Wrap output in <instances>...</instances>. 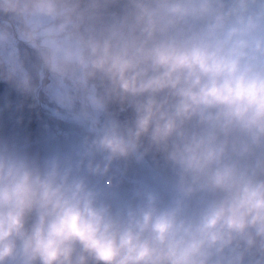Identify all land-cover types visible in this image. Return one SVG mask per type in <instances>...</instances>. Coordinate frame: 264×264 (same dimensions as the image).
Listing matches in <instances>:
<instances>
[{"label":"clouds","instance_id":"clouds-1","mask_svg":"<svg viewBox=\"0 0 264 264\" xmlns=\"http://www.w3.org/2000/svg\"><path fill=\"white\" fill-rule=\"evenodd\" d=\"M0 84L84 133L0 138V264H264V0H0Z\"/></svg>","mask_w":264,"mask_h":264},{"label":"rangeland","instance_id":"rangeland-1","mask_svg":"<svg viewBox=\"0 0 264 264\" xmlns=\"http://www.w3.org/2000/svg\"><path fill=\"white\" fill-rule=\"evenodd\" d=\"M56 87L55 83L49 84V88L52 90H55ZM6 98L11 99L12 106L26 110L28 118L22 126L17 142L27 143L34 152H36L34 149L39 145L43 149L38 151L41 154L52 149L71 153L84 134L80 127L53 115L55 105L49 103L46 99L42 98L41 102L36 104L31 98L24 97L0 84V112L3 111L6 105H9ZM133 175L143 178L149 183H154L159 179L151 158L147 159L143 166L134 168L129 172V177ZM124 183L127 185L122 184V192L131 187L128 180H125Z\"/></svg>","mask_w":264,"mask_h":264},{"label":"trees","instance_id":"trees-1","mask_svg":"<svg viewBox=\"0 0 264 264\" xmlns=\"http://www.w3.org/2000/svg\"><path fill=\"white\" fill-rule=\"evenodd\" d=\"M6 100H8L9 105H6L3 111L0 112V138H8L17 141L21 134L22 126L25 121H27V112L23 110V108L12 106L10 102L11 99L6 98ZM34 150L38 152L43 149L41 146L37 145ZM123 184L127 185L126 183Z\"/></svg>","mask_w":264,"mask_h":264}]
</instances>
